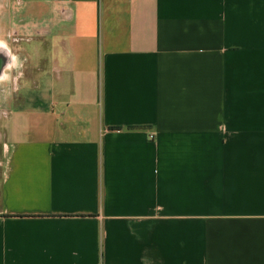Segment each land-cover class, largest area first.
Masks as SVG:
<instances>
[{
	"label": "crops",
	"instance_id": "1",
	"mask_svg": "<svg viewBox=\"0 0 264 264\" xmlns=\"http://www.w3.org/2000/svg\"><path fill=\"white\" fill-rule=\"evenodd\" d=\"M4 66L0 264H264V0H0Z\"/></svg>",
	"mask_w": 264,
	"mask_h": 264
},
{
	"label": "rangeland",
	"instance_id": "2",
	"mask_svg": "<svg viewBox=\"0 0 264 264\" xmlns=\"http://www.w3.org/2000/svg\"><path fill=\"white\" fill-rule=\"evenodd\" d=\"M5 66L2 67L1 75H0V100L7 101L9 93H10L11 88H12V85H11L12 79H11V77H9L10 72H11L10 68L5 69ZM5 111L6 110H4L3 108L0 109V117H2V118L4 117Z\"/></svg>",
	"mask_w": 264,
	"mask_h": 264
},
{
	"label": "built area",
	"instance_id": "3",
	"mask_svg": "<svg viewBox=\"0 0 264 264\" xmlns=\"http://www.w3.org/2000/svg\"><path fill=\"white\" fill-rule=\"evenodd\" d=\"M150 137H152V135Z\"/></svg>",
	"mask_w": 264,
	"mask_h": 264
}]
</instances>
